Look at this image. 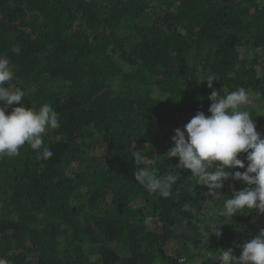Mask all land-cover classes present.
Instances as JSON below:
<instances>
[{"label":"trees","instance_id":"16d2710c","mask_svg":"<svg viewBox=\"0 0 264 264\" xmlns=\"http://www.w3.org/2000/svg\"><path fill=\"white\" fill-rule=\"evenodd\" d=\"M0 56L26 93L0 107L49 104L60 123L43 137L50 158L28 145L0 158V264H216L208 257L220 248L241 255L264 213L225 218L220 209L247 185L229 179L214 199L164 156L177 128L198 111L211 115L213 89H246L264 134V0H0ZM210 72L213 89L200 82ZM137 152L157 176L178 177L169 198L135 180ZM209 224H224L222 237L204 242Z\"/></svg>","mask_w":264,"mask_h":264},{"label":"clouds","instance_id":"9594fccd","mask_svg":"<svg viewBox=\"0 0 264 264\" xmlns=\"http://www.w3.org/2000/svg\"><path fill=\"white\" fill-rule=\"evenodd\" d=\"M13 75L10 60L0 56V101L6 106L20 103L26 96L25 91L12 86ZM214 80L218 77L210 72L200 82L207 81V87L213 89ZM220 92L213 89L208 96L211 101L208 112L211 115L198 111L183 129L175 130L173 146L164 157H177V168L191 170L190 179L206 186L209 190L207 195L214 199L222 196L218 190L223 189L229 179L247 185L241 190L233 188L231 197L226 195L220 209L222 217L233 218L245 210L264 213V134L257 130L251 111L246 109L250 104L249 92L244 88L224 95ZM161 99L164 97L161 96ZM59 126L58 115L49 104L42 105L39 110L13 107L10 114H7L6 107H0V158L19 155L25 145L37 151L38 158H50L53 153L44 145L43 137L47 129ZM242 153L246 154L247 165L239 158ZM133 158L135 180L149 193L169 198L178 177L172 173L157 176L155 170L149 171L148 165L152 161L139 152ZM152 221L153 218L148 216L144 223L151 227ZM222 225L209 224L202 240L208 241L212 235L221 238ZM239 247V257L234 255L232 248H220L208 258L216 264H264V228Z\"/></svg>","mask_w":264,"mask_h":264},{"label":"rangeland","instance_id":"374dc122","mask_svg":"<svg viewBox=\"0 0 264 264\" xmlns=\"http://www.w3.org/2000/svg\"><path fill=\"white\" fill-rule=\"evenodd\" d=\"M251 102V101H250ZM96 153L100 154V151H96ZM258 227V228H257ZM264 228V223H260L259 226H255L253 228V234L250 235V240L254 237V234H259V231Z\"/></svg>","mask_w":264,"mask_h":264}]
</instances>
